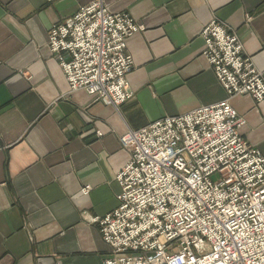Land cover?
<instances>
[{"label": "crops", "instance_id": "obj_1", "mask_svg": "<svg viewBox=\"0 0 264 264\" xmlns=\"http://www.w3.org/2000/svg\"><path fill=\"white\" fill-rule=\"evenodd\" d=\"M93 0H0V264H104L95 216L118 205L120 137L227 98L203 54L204 26L234 28L264 73V0H103L144 31L127 39L133 97L119 109L71 91L49 30ZM240 133L264 154V100L230 98ZM91 185L84 195L81 188Z\"/></svg>", "mask_w": 264, "mask_h": 264}, {"label": "built area", "instance_id": "obj_2", "mask_svg": "<svg viewBox=\"0 0 264 264\" xmlns=\"http://www.w3.org/2000/svg\"><path fill=\"white\" fill-rule=\"evenodd\" d=\"M145 29L93 0L55 22L48 45L71 91L119 109L133 97L127 39ZM202 36L227 98L120 137L130 159L116 176L118 205L92 218L111 247L104 264H264V154L240 133L245 119L230 102L243 94L264 100V73L218 17Z\"/></svg>", "mask_w": 264, "mask_h": 264}]
</instances>
